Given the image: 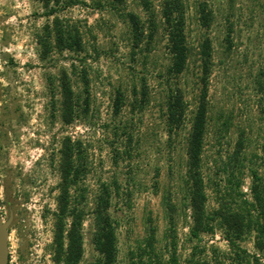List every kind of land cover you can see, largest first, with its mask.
Here are the masks:
<instances>
[{
  "label": "rangeland",
  "instance_id": "374dc122",
  "mask_svg": "<svg viewBox=\"0 0 264 264\" xmlns=\"http://www.w3.org/2000/svg\"><path fill=\"white\" fill-rule=\"evenodd\" d=\"M161 1L150 0L156 32L146 38L148 16L141 0H60L50 4L57 9L50 17L40 0H0V212L9 228V264H56L59 149L66 137L79 141L84 150L85 174L70 189L71 201L83 197L78 207L84 213L79 264H94L98 257L91 243V211L100 185L114 182L119 190L112 194L109 214L117 238L116 264L137 263L152 230L153 251L150 258H141L144 263L168 264L173 255L178 264H188L192 257L210 264H234L235 251H244L249 259L264 264V247L258 249L253 230H246L233 249L216 222L212 232L191 239L184 185L186 140L202 87L199 51L204 38L211 42L201 155L206 211L217 208L227 193L232 167L226 164L235 163L228 159L240 138L243 144L233 171L235 180H243L245 199L251 200L252 171L264 182V0H209L213 15L209 28L200 25L197 0H183L189 54L180 74L169 70L172 57ZM129 13L142 25L138 45ZM55 18L78 28L83 50L59 53L53 48L41 60L37 38ZM50 43L53 47V37ZM62 72L80 97V117L69 125L60 118ZM82 72L88 81L86 114ZM176 89L185 116L170 137L166 103L169 91ZM117 91L123 102L114 113ZM143 91L146 100L141 104ZM70 222L68 218L66 228Z\"/></svg>",
  "mask_w": 264,
  "mask_h": 264
},
{
  "label": "trees",
  "instance_id": "16d2710c",
  "mask_svg": "<svg viewBox=\"0 0 264 264\" xmlns=\"http://www.w3.org/2000/svg\"><path fill=\"white\" fill-rule=\"evenodd\" d=\"M46 9L45 15L52 16L57 9L53 4L58 5L60 0H40ZM122 2V0H114ZM209 0H197L196 12L199 15L200 25L209 28L213 20L212 10L208 5ZM53 3L52 5H50ZM142 7L147 13L149 33L146 38H151L156 32V23L154 22V12L150 0H141ZM50 6V7H49ZM160 16L163 22V29L167 36V50L172 57V65L169 70L174 74H180L186 65L188 58V47L185 37V5L183 0H162L160 3ZM129 19L135 45L142 41L143 29L137 16L129 13ZM146 22V21H145ZM44 36V37H43ZM37 38V43L41 47L40 59L44 60L50 51L54 48L61 53L71 51L79 53L83 50L82 35L77 27L69 28L64 26L57 18L53 21V26L46 25L44 34ZM54 38V45L51 47L50 38ZM200 65L201 72L199 82L202 85L199 103L196 108L190 132L186 140V172L184 185L187 196L189 197V206L191 211L190 238L198 240L200 234L210 233L213 231L212 224H216L224 230V238L230 246H235V241L240 240L246 230H253L257 236V247H264V182L255 171L251 174L250 195L251 200H247L241 192L243 180L234 179L237 166V157L242 148L243 140L240 138L237 143V150L228 159L227 163L232 169L229 172L226 182L229 185L227 193L220 197L218 207L211 212L206 211L207 197L204 192V183L201 174V155L203 150V141L206 125L207 113V85L211 71V42L204 38L200 44ZM81 79L84 83L86 96L82 100L83 113L88 110V94L86 88L88 81L82 72ZM141 94L140 103L146 100L144 91ZM60 118L65 125L71 124L75 119L80 117L78 113L80 106V97L74 95L70 79L65 72L61 74L60 80ZM123 99L117 91L113 102L114 113H117L122 105ZM185 116V106L180 90L169 91L166 103V127L167 133L171 137L182 126ZM264 153V136L261 145ZM58 172L60 182L58 184L57 204L58 210L54 223V242L55 252L54 260L56 264H79L83 257V236L82 221L84 213L78 208L82 203L83 197L80 195L71 201L70 189L75 188L82 176L85 174L83 164V154L81 143L71 141L66 137L59 149ZM239 164V163H238ZM227 167V166H226ZM225 167V168H226ZM238 175L242 172V165L239 164ZM234 181V182H233ZM119 186L114 182L112 185L101 184L99 193L96 197L94 208L91 211L94 229L91 237V243L98 257L94 264H116L117 258V238L113 218L109 214L111 206V197L113 193H118ZM170 202V200H169ZM70 218L71 222L66 228V220ZM152 234L146 240V248L139 250L138 262L131 264H151L142 262L143 256L151 257L153 251ZM194 256V255H192ZM194 257H192L193 259ZM190 260L188 264H210L208 261ZM234 264H262L258 258L245 256L244 251H235ZM168 264H178L176 258L172 255Z\"/></svg>",
  "mask_w": 264,
  "mask_h": 264
},
{
  "label": "water",
  "instance_id": "95a60500",
  "mask_svg": "<svg viewBox=\"0 0 264 264\" xmlns=\"http://www.w3.org/2000/svg\"><path fill=\"white\" fill-rule=\"evenodd\" d=\"M0 264H9V228L0 212Z\"/></svg>",
  "mask_w": 264,
  "mask_h": 264
}]
</instances>
